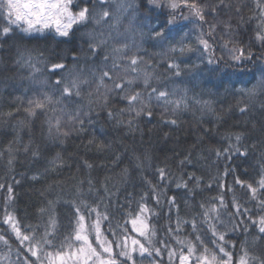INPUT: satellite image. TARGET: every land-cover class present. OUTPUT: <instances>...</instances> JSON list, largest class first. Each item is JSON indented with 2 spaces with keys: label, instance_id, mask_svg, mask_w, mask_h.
Listing matches in <instances>:
<instances>
[{
  "label": "snow or ice",
  "instance_id": "snow-or-ice-1",
  "mask_svg": "<svg viewBox=\"0 0 264 264\" xmlns=\"http://www.w3.org/2000/svg\"><path fill=\"white\" fill-rule=\"evenodd\" d=\"M141 8H145L147 30H138V43L133 27ZM125 19L128 23L121 32ZM0 21V44L36 34L45 38L51 34L57 45L80 41L48 55L15 45L14 63L27 69L22 77L27 86L14 97L11 110L0 112L5 122L23 113L13 125L14 138L0 148V158L7 159L9 170L21 150L33 159L40 158V145L33 147L31 138L38 118H42L41 132L48 144L63 148L73 134L89 135L85 149L100 154L115 151L104 138L109 124L134 133L140 130L142 119L150 121L159 109L162 123L176 125L177 120L165 118L166 114L175 116L189 107L187 90H181L173 80L189 70L180 57L199 53L202 61L206 58L208 64L216 63L214 44H219L236 65H256L254 70L242 69L251 73L255 83L234 91L249 101L264 94V0H0ZM247 24L253 27L245 44L240 29ZM129 34L131 43L127 42ZM145 39L159 49L148 59L141 55L146 51ZM256 46L261 55L254 58L252 49ZM154 57L160 59L153 62ZM161 63L163 72L159 70ZM196 103L202 104V111L216 116L211 101ZM248 107L244 104L239 111L245 113ZM102 113L104 123L97 134L95 125ZM25 129L29 141L21 149L17 144ZM223 139L225 146L210 149L218 158L248 157L245 133L227 132ZM81 159V167L88 172V187L85 191L81 187L85 181H79L74 198L64 201L72 209L65 232L60 231L56 214L62 199L59 193L55 199H47L41 192L45 203L38 209V223H22L16 215L12 184L0 183V190L6 188L7 192L0 204V225L7 226L0 230V245L8 249L0 256V264L10 259L13 251L5 233L17 242V260L12 264H264V153L253 175L246 179L233 175L231 185L224 180L235 172L231 167L207 183L202 175L187 171L191 153L178 161L177 171L168 164L157 165L149 178L144 171L152 167L151 156L146 153L141 160L133 153L143 188L138 196L127 193L123 203L119 202L120 188L115 184L109 187L110 175L100 181L103 194H99L91 176L96 165ZM121 159L122 154L117 153L112 163ZM65 163L63 152L56 151L47 158L44 172L56 171ZM118 175L119 183L126 184L129 168L125 166ZM31 179L38 181L40 175ZM213 184L216 194L204 196ZM173 186L182 192L169 195ZM46 191L51 192L52 186ZM228 193L230 199L226 198ZM180 201L186 210L183 215ZM162 213L166 238L161 237L156 224ZM236 233L243 239H232Z\"/></svg>",
  "mask_w": 264,
  "mask_h": 264
},
{
  "label": "trees",
  "instance_id": "trees-1",
  "mask_svg": "<svg viewBox=\"0 0 264 264\" xmlns=\"http://www.w3.org/2000/svg\"><path fill=\"white\" fill-rule=\"evenodd\" d=\"M232 3H238L240 0H231ZM245 16L248 15L247 10H244ZM145 8H141L140 15L134 21L133 34H135L136 42H140L138 30L143 27L146 31L147 21H144ZM222 19H227L222 16ZM2 22V21H0ZM125 19L121 25V32L127 25ZM233 23L235 21L233 20ZM252 24L244 25L240 29V39L246 44L249 37L252 35ZM219 31V29H218ZM131 35L129 34L127 42L131 43ZM59 39V38H57ZM121 42L124 38L121 37ZM219 39V37H217ZM80 41L73 39L71 43L57 45L51 34L47 37H41L39 34L33 37H25L23 41L9 40L6 44H0V112H7L14 107L13 99L15 96L23 93L24 87L27 86V81L22 77L27 75V69L19 68L15 65L16 48L19 44L28 49H37L45 52L46 55L55 51L60 53L62 49L71 48L73 45H78ZM143 48L146 50L141 52V55L148 59L153 53L159 51L153 46V41L145 39ZM215 56L217 62L208 64L207 59H199V53L189 54L180 57L184 64L189 65L187 70L180 78H173L175 85L181 90H187L188 109L178 112L175 116L166 114L165 118L176 119L177 124H164L161 122L160 110H156V114L149 121L144 118L139 123V131L128 133L127 129H113L111 125H107L104 138L113 144L115 151H106L103 154L97 153L94 149L87 151L85 145L89 139V135L77 136L73 134L66 144L61 148L59 145L48 144L41 132V119L34 121L32 128V146L40 145L41 156L39 159H33L30 153H24L22 150L16 153V160L13 168L9 170L6 158H0V183L12 184L15 196V211L17 217L22 223L36 224L39 221L38 209L44 205L45 197L41 196V192H45L47 199H55L56 194L62 197L57 205L56 214L60 225V231L65 232L69 228L72 209L71 206L64 201H70L74 198L75 187L79 181L84 180L85 183L81 186L87 191V176L86 169L81 167L82 159H88L93 162L96 167L91 172L96 188L100 189L99 194H103L100 188V181H103L105 175L112 176V181L109 187L115 184L120 188L118 194L119 202L123 203L124 196L127 193H132L138 196L143 183L139 174V170L134 168L132 154L139 155L141 160H144L145 154L151 156L152 167L145 168L144 175L151 178L152 169L155 166L168 164L173 171H177V164L185 155L191 153L192 163L186 165V170L189 172L195 171L198 175L204 177V183L211 180L213 176L222 175L226 167L235 169L233 174L224 178L227 184L233 182V175L239 176L242 179L248 178L254 174V170L258 168L261 160V153H264V94L258 95L254 100L249 101L246 97H241L234 89L241 87H251L255 80H252L250 72L242 71L243 68L255 69L256 65L247 63L246 65H236L232 62L225 50L219 44H214ZM254 58L261 55L259 46L252 49ZM223 57V59H219ZM159 57H154L153 62L158 61ZM70 62V54L69 61ZM195 64L196 67H191ZM163 72V64L160 69ZM56 77H53L55 79ZM249 81H251L249 83ZM171 86V85H170ZM227 89V91H226ZM183 94V91L180 93ZM196 101H211L212 106L216 111V116L209 114L206 109L202 111V104H197ZM238 101L241 103L238 104ZM248 104V110L245 113L239 111V107ZM217 116L221 119H217ZM23 118V113L17 117L4 121L0 118V148L12 140L15 136L13 125L17 119ZM104 123L103 113L97 120L95 130L99 134L98 129ZM207 130V131H206ZM93 132V127H89V133ZM227 132H243L245 133V143L249 145L250 151L247 158L234 157L232 160H226L223 157H217L214 151L210 149L221 148L226 145L223 136ZM123 141V144L120 141ZM29 133L27 129L21 132V140L17 147L22 149L23 145L28 143ZM255 144V149L251 145ZM125 146L127 151H125ZM194 146V147H193ZM56 151H62L66 163L56 171L44 172L47 166V158H50ZM117 153L122 154V159L113 164L112 160ZM147 164V161H145ZM127 166L130 171V179L126 184L119 183V173L121 169ZM247 169V173L245 170ZM39 174L40 179L33 181L31 176ZM15 181H20L16 184ZM52 186V191L47 192L48 186ZM215 184L212 190H206L203 195H215ZM238 187V186H237ZM115 191V188H113ZM182 190L171 188L169 195L181 193ZM7 195L6 188L0 190V204L3 203L4 197ZM231 193H228L226 198L230 199ZM199 199V197H198ZM181 215L185 213L183 202L180 201ZM166 211V209H165ZM174 216V213H173ZM166 218L161 215V218L156 221L162 238L164 236V225ZM6 225H0V230L6 229ZM9 236L13 246V251L10 259L5 260L3 264H12L17 260L15 249L17 242L10 233H5ZM232 239L241 240L243 236L240 233L232 235ZM8 252V249L0 245V256ZM147 264V262H145Z\"/></svg>",
  "mask_w": 264,
  "mask_h": 264
}]
</instances>
